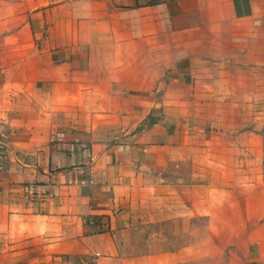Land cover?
Instances as JSON below:
<instances>
[{
    "label": "crops",
    "instance_id": "crops-1",
    "mask_svg": "<svg viewBox=\"0 0 264 264\" xmlns=\"http://www.w3.org/2000/svg\"><path fill=\"white\" fill-rule=\"evenodd\" d=\"M263 72L264 0H0V264H264Z\"/></svg>",
    "mask_w": 264,
    "mask_h": 264
},
{
    "label": "rangeland",
    "instance_id": "rangeland-1",
    "mask_svg": "<svg viewBox=\"0 0 264 264\" xmlns=\"http://www.w3.org/2000/svg\"><path fill=\"white\" fill-rule=\"evenodd\" d=\"M261 77H262V82H263V90H262V96H263V101H264V72L262 73V75H261ZM262 113H263V116H264V102H263V106H262ZM262 125H263V133H264V118H263V122H262ZM156 210V209H155ZM156 225V224H155ZM139 226H141L142 227V223H141V225H139ZM140 227V228H141ZM145 228V230H147V231H150V228L148 227V225H144V227H143V229ZM154 228L156 229V226H154ZM200 236V235H199ZM181 238V239H180ZM177 242L179 243V244H181V246L182 245H184L187 241H188V239H189V236L188 235H186V234H182L181 235V237L179 236V235H177ZM175 239V240H176ZM176 242V243H177Z\"/></svg>",
    "mask_w": 264,
    "mask_h": 264
}]
</instances>
